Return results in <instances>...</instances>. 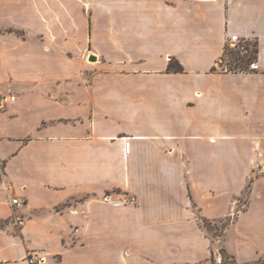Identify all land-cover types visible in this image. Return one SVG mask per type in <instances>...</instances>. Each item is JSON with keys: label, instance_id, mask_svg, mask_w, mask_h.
I'll return each mask as SVG.
<instances>
[{"label": "crops", "instance_id": "crops-1", "mask_svg": "<svg viewBox=\"0 0 264 264\" xmlns=\"http://www.w3.org/2000/svg\"><path fill=\"white\" fill-rule=\"evenodd\" d=\"M241 39L256 70L213 71ZM8 90L0 264H215L232 227L239 264L264 258V0H0ZM250 179L218 246L201 219Z\"/></svg>", "mask_w": 264, "mask_h": 264}, {"label": "rangeland", "instance_id": "rangeland-1", "mask_svg": "<svg viewBox=\"0 0 264 264\" xmlns=\"http://www.w3.org/2000/svg\"><path fill=\"white\" fill-rule=\"evenodd\" d=\"M254 42L255 41L251 40V39H245V40L241 39L238 41L230 42L228 44L235 51H238V52H240V54L249 57V56H253L255 53ZM88 53H89V51H88ZM229 59H231L229 55L225 56L224 60L221 58L217 64V68L219 70H222L224 68L230 67ZM86 60L91 61V62L94 61V60H91L89 56H86ZM253 64H251V67H253ZM9 91L11 92V90H8L6 93H8ZM6 93H4V94H6ZM4 94H1L0 97ZM16 97H17V95H16ZM8 108L0 109V110L5 111ZM262 155H263L262 153H257L256 157H255V161L258 162L261 159ZM261 176H264V168H260L258 165H255V167L253 168L252 177H251L252 181L256 180L257 178H259ZM247 185H246V188L243 191L242 195H240L238 197V200L235 201L236 208H235L233 215H231V217H227L226 219H218V220L217 219H214V220L201 219L202 224L206 228L207 232L216 240L217 243L222 238L223 232L225 230V226L233 224V222L237 218V214L239 213V211L247 208L249 201H250L249 199H250L251 186H253L251 179L248 181ZM237 237H238V233L236 231V228L232 227L231 229H229L223 243L225 244L226 248H228L230 251L234 252L235 249L238 247ZM219 244L220 243H218V246H219ZM228 249H227V251L230 252ZM240 251H243L245 254H247V250L244 248L240 249ZM260 259H264V258H260ZM215 264H238V263H237L236 259L234 257H232V253L230 252V253H228V255L225 256V258H222L221 255L218 254L217 258H215Z\"/></svg>", "mask_w": 264, "mask_h": 264}, {"label": "trees", "instance_id": "trees-1", "mask_svg": "<svg viewBox=\"0 0 264 264\" xmlns=\"http://www.w3.org/2000/svg\"><path fill=\"white\" fill-rule=\"evenodd\" d=\"M254 44H255V53L253 56H249V57L240 54V52L235 51L230 47L229 44H227L224 50V54L221 58L224 60V57L229 55L231 58L229 59L230 67L224 68L222 69V71L245 72V71L256 70L254 67H251V64L255 63L258 59V53H259L258 41H255ZM184 69H185L184 66L180 63L178 59L173 57L171 58L168 66V71L182 72L184 71ZM212 70L213 71L218 70L217 66H214ZM220 253L222 258H225V256L228 255V252L224 248H221ZM247 264H264V259H259L255 262H251Z\"/></svg>", "mask_w": 264, "mask_h": 264}, {"label": "built area", "instance_id": "built-area-1", "mask_svg": "<svg viewBox=\"0 0 264 264\" xmlns=\"http://www.w3.org/2000/svg\"><path fill=\"white\" fill-rule=\"evenodd\" d=\"M255 63L253 64V67H254ZM17 99L16 95L13 94L12 92H8L4 95H2L0 97V109H6L9 107V105L14 102L15 100ZM130 151V143L127 142L126 143V152H129ZM130 201L132 202H136L137 201V197L135 196H132L130 197ZM12 204L14 206H21L23 204V201L20 199L19 196H12ZM25 222L24 218H21V217H17V223L18 225H23ZM43 253V252H41ZM45 259V257L41 256V254L39 252H36V253H33V254H30V256L28 257V260L30 262V264H35V263H38V262H41Z\"/></svg>", "mask_w": 264, "mask_h": 264}, {"label": "water", "instance_id": "water-1", "mask_svg": "<svg viewBox=\"0 0 264 264\" xmlns=\"http://www.w3.org/2000/svg\"><path fill=\"white\" fill-rule=\"evenodd\" d=\"M96 57H97L96 55H92V56H90V59L91 60H96Z\"/></svg>", "mask_w": 264, "mask_h": 264}]
</instances>
